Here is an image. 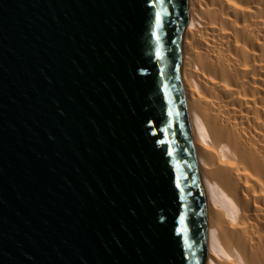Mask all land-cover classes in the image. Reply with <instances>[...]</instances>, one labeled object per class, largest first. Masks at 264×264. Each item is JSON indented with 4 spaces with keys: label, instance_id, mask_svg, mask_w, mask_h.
Listing matches in <instances>:
<instances>
[{
    "label": "water",
    "instance_id": "water-1",
    "mask_svg": "<svg viewBox=\"0 0 264 264\" xmlns=\"http://www.w3.org/2000/svg\"><path fill=\"white\" fill-rule=\"evenodd\" d=\"M185 2L0 0V264H204Z\"/></svg>",
    "mask_w": 264,
    "mask_h": 264
},
{
    "label": "bare ground",
    "instance_id": "bare-ground-1",
    "mask_svg": "<svg viewBox=\"0 0 264 264\" xmlns=\"http://www.w3.org/2000/svg\"><path fill=\"white\" fill-rule=\"evenodd\" d=\"M180 85L205 194L204 264H264V0H185Z\"/></svg>",
    "mask_w": 264,
    "mask_h": 264
}]
</instances>
